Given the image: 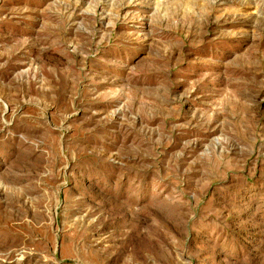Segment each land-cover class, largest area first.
<instances>
[{"label":"rangeland","instance_id":"1","mask_svg":"<svg viewBox=\"0 0 264 264\" xmlns=\"http://www.w3.org/2000/svg\"><path fill=\"white\" fill-rule=\"evenodd\" d=\"M0 264H264V0H0Z\"/></svg>","mask_w":264,"mask_h":264}]
</instances>
